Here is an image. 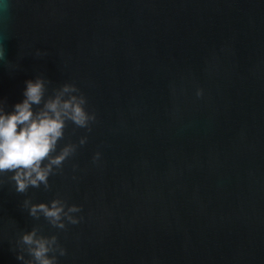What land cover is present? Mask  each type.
Segmentation results:
<instances>
[{
  "label": "water",
  "instance_id": "obj_1",
  "mask_svg": "<svg viewBox=\"0 0 264 264\" xmlns=\"http://www.w3.org/2000/svg\"><path fill=\"white\" fill-rule=\"evenodd\" d=\"M7 5L0 100L11 110L43 75L49 92L74 83L96 120L69 122L60 146L88 140L50 189L0 186V264H21L34 226L66 249L58 264H264V0ZM57 195L82 206L78 224L22 206Z\"/></svg>",
  "mask_w": 264,
  "mask_h": 264
},
{
  "label": "clouds",
  "instance_id": "obj_2",
  "mask_svg": "<svg viewBox=\"0 0 264 264\" xmlns=\"http://www.w3.org/2000/svg\"><path fill=\"white\" fill-rule=\"evenodd\" d=\"M7 6V0H0V12ZM36 54L41 55L40 50ZM2 60L4 50L0 48ZM51 83L43 75L25 80L23 99L12 105L11 110L0 100V186L7 180L17 193H26L30 187L50 189V176L62 173L64 162L88 140L85 135L78 143L69 141L60 146L69 122L90 132L96 120L95 112L87 108L86 96L74 83H63L49 92ZM196 95L201 96L202 89H197ZM100 157L97 151L93 163ZM22 206L32 218L43 217L49 225L61 230L83 219L76 215L82 206L68 204L59 195L47 202L26 198ZM12 250L21 264H58V255L66 254L57 235H45L39 226L23 231Z\"/></svg>",
  "mask_w": 264,
  "mask_h": 264
}]
</instances>
